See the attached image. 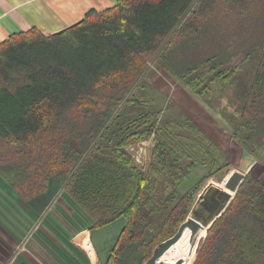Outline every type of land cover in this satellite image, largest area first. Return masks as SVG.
<instances>
[{"label": "trees", "instance_id": "trees-1", "mask_svg": "<svg viewBox=\"0 0 264 264\" xmlns=\"http://www.w3.org/2000/svg\"><path fill=\"white\" fill-rule=\"evenodd\" d=\"M152 56L203 103L229 101L221 95L235 88L232 108L215 110L229 139L260 161L264 0H117L56 34L32 28L0 43V181L24 202L57 183L91 229L125 218L105 264H146L206 181L229 168L192 118L160 122L164 107L140 90ZM150 138L142 171L127 150ZM251 171L185 264L195 255L193 264H264V183Z\"/></svg>", "mask_w": 264, "mask_h": 264}, {"label": "crops", "instance_id": "crops-1", "mask_svg": "<svg viewBox=\"0 0 264 264\" xmlns=\"http://www.w3.org/2000/svg\"><path fill=\"white\" fill-rule=\"evenodd\" d=\"M117 0H0V43L32 28L56 34L88 12ZM124 219L91 229L88 217L49 182L45 193L22 201L0 181V264H105Z\"/></svg>", "mask_w": 264, "mask_h": 264}, {"label": "rangeland", "instance_id": "rangeland-1", "mask_svg": "<svg viewBox=\"0 0 264 264\" xmlns=\"http://www.w3.org/2000/svg\"><path fill=\"white\" fill-rule=\"evenodd\" d=\"M154 61L155 57L153 56L148 59V69L145 75H143L144 77L142 81H140V90L142 92H144V90H146L147 92L149 91V94L156 99V102L164 107V115L162 116L160 122L163 123L167 120L172 119H184L188 116L200 126L203 132L210 139L218 143L223 151L226 152V162L229 165V168L220 171L215 176L208 179L204 187L210 185V183L224 186L225 181L232 172L238 171L246 175L248 168L252 165V177L264 183V135L259 134L253 138L254 145L252 144V147L258 154V156H260V161L257 162L251 155L247 154L244 149L240 147L233 139H229L227 135V131L230 132L229 126L226 125L224 118L221 116V114H219L220 111L215 110L220 109L223 106H225L226 109L232 108V105L230 104L231 95L232 93H234L235 88L232 87L231 91H226L221 95L222 97H229V101H226L227 98H223L222 101L213 100L212 103H203L196 97L190 96L191 93L182 88L181 84L172 81L162 71L158 70L155 67L156 65ZM224 113H226L227 115L230 114L231 111L226 110L224 111ZM150 137L154 136L151 135ZM144 141H146V144L143 151L142 147L138 148L137 146L140 145L141 142L131 145L130 147H132L133 150H127L132 158L133 164L142 171H146L149 165L151 150L153 148V138L146 139ZM128 148L129 147H127L126 149ZM203 173L204 170L199 166L191 174L190 180L187 182V184L194 183ZM231 196H233V192ZM205 237L206 234L202 239V242ZM195 257L190 264H193Z\"/></svg>", "mask_w": 264, "mask_h": 264}, {"label": "water", "instance_id": "water-1", "mask_svg": "<svg viewBox=\"0 0 264 264\" xmlns=\"http://www.w3.org/2000/svg\"><path fill=\"white\" fill-rule=\"evenodd\" d=\"M252 168L253 165L248 168L246 175L250 173ZM246 175L238 171L232 172L226 184V189L229 192L235 193ZM232 198L231 193L214 188L211 185L205 186L198 194L196 201L190 210L189 216L184 223L199 222L201 228L208 227L209 229L224 213ZM176 234L161 243L154 250L152 257L146 262V264H155L156 260L166 250V245L176 237Z\"/></svg>", "mask_w": 264, "mask_h": 264}, {"label": "bare ground", "instance_id": "bare-ground-1", "mask_svg": "<svg viewBox=\"0 0 264 264\" xmlns=\"http://www.w3.org/2000/svg\"><path fill=\"white\" fill-rule=\"evenodd\" d=\"M175 38H177V37H175ZM181 39H183V38H181ZM172 55H175V54H172ZM163 57H164V55H163ZM158 60H159V58H158ZM60 126H61V124H60ZM230 176H231V174H230ZM230 176L225 181L224 186H219L218 184H214V183H210V185L214 188H218L222 191H226L228 193H231V195H232V192H229L226 189V184H227ZM203 230H206V232H207L208 227L201 228L199 222L183 223L181 225V227L179 228L178 233L176 234V237L166 245V250L156 260L155 264H185V262L188 260L190 254L192 252V249H193V246H194V243H195L197 237L200 235V233H202Z\"/></svg>", "mask_w": 264, "mask_h": 264}, {"label": "built area", "instance_id": "built-area-1", "mask_svg": "<svg viewBox=\"0 0 264 264\" xmlns=\"http://www.w3.org/2000/svg\"><path fill=\"white\" fill-rule=\"evenodd\" d=\"M145 144H146V141L141 142L140 145H137V146H138V148H139V147H142V151H143ZM129 149H130V150H133L132 147H130ZM129 149H128V150H129ZM140 149H141V148H140ZM132 157H133V155H132ZM137 161H138V160H137Z\"/></svg>", "mask_w": 264, "mask_h": 264}]
</instances>
